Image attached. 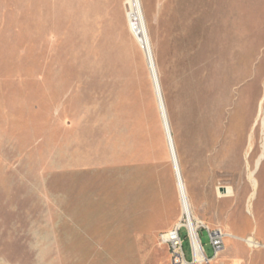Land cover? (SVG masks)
<instances>
[{"label":"rangeland","instance_id":"1","mask_svg":"<svg viewBox=\"0 0 264 264\" xmlns=\"http://www.w3.org/2000/svg\"><path fill=\"white\" fill-rule=\"evenodd\" d=\"M129 1L0 0V264H173L181 197ZM141 1L192 204L264 244V0Z\"/></svg>","mask_w":264,"mask_h":264},{"label":"bare ground","instance_id":"2","mask_svg":"<svg viewBox=\"0 0 264 264\" xmlns=\"http://www.w3.org/2000/svg\"><path fill=\"white\" fill-rule=\"evenodd\" d=\"M129 3H130V8H131V11L129 13L131 27L134 33L139 38L140 43L144 45V49H145V52H146V55L149 61V65L151 68V74L153 77V81L155 83V87L157 91L156 95H157L158 102L160 103L159 108H160V112H161L163 123H164V128H165V132L167 136V141H168V146H169L172 162L174 165L178 189L180 192L183 216L187 219L186 223L188 224V226L195 229L194 219L197 217L194 214V207L191 202L188 188L186 185V181L183 175V171H182V167H181V163H180V159H179V155H178V151H177V147L175 143V138L173 135L172 126H171L165 98H164L163 91H162L160 78H159L158 71L156 68L155 58H154L153 51L151 48L150 39L147 33L145 18L143 14L142 1L141 0H130ZM253 174L254 173L252 172L251 176H253ZM252 180H253L254 188L256 189L257 184H258L257 180L255 178H253ZM231 193H232V190L228 189V191L225 192L224 194L221 192V195L223 194L227 196L228 194H231ZM254 194L255 193H253V196ZM247 214L256 218V213L253 207L251 206V203L247 206ZM228 235L233 238H240L246 241L253 248L264 247V244L260 240H257L254 234L247 236V237H239L234 232L230 231ZM204 259H205L204 254L202 253V250L198 246L197 261L199 262V264H203L205 262Z\"/></svg>","mask_w":264,"mask_h":264},{"label":"built area","instance_id":"3","mask_svg":"<svg viewBox=\"0 0 264 264\" xmlns=\"http://www.w3.org/2000/svg\"><path fill=\"white\" fill-rule=\"evenodd\" d=\"M187 219L183 216L173 228L163 231L160 234V241L169 249L171 261L173 264H199L197 261L198 246L204 254L205 263H209L225 249V239L228 234L220 227H212L205 221L195 218V229L188 226ZM187 231L183 236L182 231ZM202 231H207L209 244L212 247L213 254L208 256L205 251V244L202 238ZM189 238L192 250V259H188L185 251V239Z\"/></svg>","mask_w":264,"mask_h":264},{"label":"crops","instance_id":"4","mask_svg":"<svg viewBox=\"0 0 264 264\" xmlns=\"http://www.w3.org/2000/svg\"><path fill=\"white\" fill-rule=\"evenodd\" d=\"M191 198H192V201H193V207H194V212H195L196 216L200 220H203V221H205L207 223V215L201 209L200 203H198L197 198L195 196H191ZM226 199H228V198H225L224 200H226ZM175 224L171 228H173L175 226ZM171 228H169V229H171ZM227 229L228 230H232L239 237H247V236H244L247 233H245L243 231L241 232V231L235 229L234 227H229ZM253 233H254V231L252 232V234ZM248 236H250V235H248ZM241 240H240V238H232V237H228V238L225 239V246H226V243H227V247H226V251H225V254L224 255L225 256L226 255L228 256V259L230 260V264H244V262H245L246 259H244V256L243 255L248 256L247 255V252H249L250 249H254L253 247H250L248 244L247 245H244L241 242ZM205 251L207 253L206 246H205ZM210 251L213 254V250H212V247L211 246H210ZM245 252H246V254H245ZM212 254L211 255H208V253H207L208 256H212Z\"/></svg>","mask_w":264,"mask_h":264},{"label":"water","instance_id":"5","mask_svg":"<svg viewBox=\"0 0 264 264\" xmlns=\"http://www.w3.org/2000/svg\"><path fill=\"white\" fill-rule=\"evenodd\" d=\"M143 47H144V45H143ZM152 75V74H151ZM153 83H154V81H153ZM154 86H155V83H154ZM155 91H156V87H155ZM156 93H157V91H156ZM158 104H160L159 102H158ZM160 106V105H159Z\"/></svg>","mask_w":264,"mask_h":264}]
</instances>
